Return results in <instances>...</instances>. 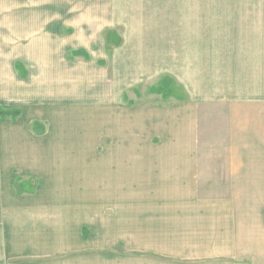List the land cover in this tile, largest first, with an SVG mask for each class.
Masks as SVG:
<instances>
[{
  "label": "crops",
  "instance_id": "crops-1",
  "mask_svg": "<svg viewBox=\"0 0 264 264\" xmlns=\"http://www.w3.org/2000/svg\"><path fill=\"white\" fill-rule=\"evenodd\" d=\"M194 1L0 0V264H264V0Z\"/></svg>",
  "mask_w": 264,
  "mask_h": 264
},
{
  "label": "rangeland",
  "instance_id": "rangeland-1",
  "mask_svg": "<svg viewBox=\"0 0 264 264\" xmlns=\"http://www.w3.org/2000/svg\"><path fill=\"white\" fill-rule=\"evenodd\" d=\"M8 5H9L8 1L6 3L2 4V7L6 6L5 8L2 9V11H1L2 13H6V11H4V10L6 8H8ZM217 6H218L217 0H214V1L211 0L210 13H217V8H218ZM194 9L195 10H201V0H195L194 1ZM18 188H19V186H18ZM208 196H213V197L218 196V197H220V196H223V195H208Z\"/></svg>",
  "mask_w": 264,
  "mask_h": 264
},
{
  "label": "trees",
  "instance_id": "trees-1",
  "mask_svg": "<svg viewBox=\"0 0 264 264\" xmlns=\"http://www.w3.org/2000/svg\"><path fill=\"white\" fill-rule=\"evenodd\" d=\"M0 115L2 118H5V117H9V116H16V113H7V112H4L2 110H0Z\"/></svg>",
  "mask_w": 264,
  "mask_h": 264
}]
</instances>
